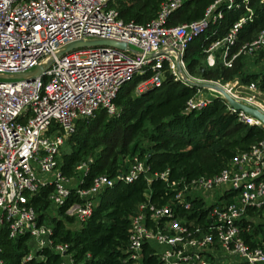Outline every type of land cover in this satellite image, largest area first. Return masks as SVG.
<instances>
[{"label":"built area","instance_id":"1","mask_svg":"<svg viewBox=\"0 0 264 264\" xmlns=\"http://www.w3.org/2000/svg\"><path fill=\"white\" fill-rule=\"evenodd\" d=\"M114 1L0 0V74L27 72L52 59L33 80H0V229L5 228L10 239L27 235L36 250L50 248L63 262L72 263L69 244L56 242L52 226L39 221L33 196L51 186V208L66 207L64 213L82 223L102 190L117 179L131 183L142 176L147 186L130 216L127 264H145V255L153 264H264V238L253 231L254 218L264 208V139L238 152L214 175L171 179L168 169L150 173L146 161L136 155L125 173L116 178L99 175L87 188L73 186L74 178L61 173L60 149L76 132L79 120L98 109L115 114L118 90L139 75L146 78L137 84L138 93L159 86L168 75L189 85L180 73L186 75L189 44L221 18V5L235 6V0H214L203 18L173 25L168 23L170 15L186 0H165L154 18L138 24L124 21L111 5ZM247 12L225 37L204 50L210 66L218 49L223 65L230 66L237 56L256 55L264 47L261 30L228 58L239 28L251 20L252 10ZM90 39L119 41L127 48L95 45L55 55L69 43ZM220 86L236 101L252 106V98ZM247 86L261 91L254 83ZM212 96L198 89L184 112L204 108ZM227 106L240 121L263 126ZM254 108L264 114L261 104ZM87 168L86 163L77 167L82 176ZM154 179L164 184L159 197L150 187ZM72 195L79 201L69 202ZM245 234L254 245L247 243ZM2 252L0 245V264H5ZM32 257L27 254L22 261Z\"/></svg>","mask_w":264,"mask_h":264},{"label":"trees","instance_id":"2","mask_svg":"<svg viewBox=\"0 0 264 264\" xmlns=\"http://www.w3.org/2000/svg\"><path fill=\"white\" fill-rule=\"evenodd\" d=\"M163 1L115 0L111 5L118 9L124 21L144 24L156 16ZM213 2L186 0L172 12L168 23L175 25L199 20ZM247 8L252 10L251 20L239 28L228 58L264 30V0H235L231 9L221 5L217 9L222 14L221 18L196 37L185 52L189 73L194 74L199 56H205L204 50L212 41L225 37L235 22L248 15ZM258 54L264 57V47ZM246 57L237 56L230 66L218 64L209 69L200 68L199 73L206 80L231 81L237 77L242 84L254 83L264 91V64L260 72H245ZM144 78L146 75L136 76L118 90L114 99L115 114L98 109L93 116L79 120L76 132L61 147L59 168L64 176L74 178L78 165L86 163L88 166L78 185L80 188L90 186L99 175L116 178L125 173L135 155L146 161L150 173L168 169L171 179L214 175L238 152L264 139L263 126L240 121L237 113L230 112L220 97L212 96L200 110L184 112L187 101L198 88L170 75L159 86L134 95L137 84ZM144 142L150 145L149 149L142 146ZM66 145H69V150L63 149ZM146 186L142 176L131 183L117 179L113 186L99 193L92 214L75 230L66 229L63 220L52 217L53 237L56 242L69 244L72 263L63 262L50 248L36 250L32 259L23 262L31 239L27 235L10 239L7 230L1 228L0 245L4 247L2 257L5 264H127L124 260L130 216L142 201ZM150 187L153 196L159 197L164 193V184L159 179H154ZM51 190V186L43 187L32 198L39 221L47 224L50 223L46 212L51 208L48 200ZM71 201L79 200L72 195ZM65 208H60L59 213L64 214ZM249 213L257 215L252 210ZM263 213L264 208L258 215L262 217ZM66 218L73 220L72 217ZM253 231L261 233L264 238V224L255 223ZM244 237L247 243L254 245L250 234ZM144 262L155 263L146 255Z\"/></svg>","mask_w":264,"mask_h":264},{"label":"rangeland","instance_id":"3","mask_svg":"<svg viewBox=\"0 0 264 264\" xmlns=\"http://www.w3.org/2000/svg\"><path fill=\"white\" fill-rule=\"evenodd\" d=\"M215 63L214 65L210 66L207 63V54L205 53L204 55L199 56V63L197 65V67L194 69V74L189 73L188 69H186V75L194 81L197 82H209V83H214V84H220L223 85L225 87H227L233 94L239 96V97H250L252 98L253 102L250 104L254 107H257V105L261 104V106L264 107V92L263 91H259L258 89L256 90H250L249 87L245 84H242L240 81V78H234L231 81H222L221 79L218 80H206L204 78H202L201 74L199 73V69H209V68H213L218 64H222L223 65V59H222V49H218L217 51H215ZM264 64V57L261 56V54H256V55H251L246 57L245 59V68L244 71L245 72H260L262 67ZM204 93L207 97L209 96H215L214 93H210L207 90H204ZM138 94V90L136 89L134 92V95ZM212 94V95H211ZM142 146L146 149L150 148V145L147 144V142H144L142 144ZM69 145L64 146V150H69ZM83 171L81 169H77L76 175L74 176V181H73V186H76L79 184V181L81 179ZM47 216H48V221L50 222L49 225L53 226L52 222L50 220H52L53 218L56 219H61L64 222V226L66 229H70V230H75L77 228L80 227V223L77 222L74 218H72V221L67 220L65 213L64 214H60L58 210H55L52 208H50L47 212H46ZM70 217V216H68ZM257 223H262L264 224V213L262 214V217H255L254 218ZM28 245H29V251L27 252V254H32L34 256V253L36 252V247L35 244L31 241L28 240ZM4 247H2L3 249ZM6 251L8 252V249L6 248Z\"/></svg>","mask_w":264,"mask_h":264},{"label":"water","instance_id":"4","mask_svg":"<svg viewBox=\"0 0 264 264\" xmlns=\"http://www.w3.org/2000/svg\"><path fill=\"white\" fill-rule=\"evenodd\" d=\"M95 45H108L117 47L120 49L127 48V45L123 42L114 41V40H106V39H90V40H79L72 43H69L59 49L56 52V56H60L64 54L67 51H70L74 48L78 47H85V46H95ZM52 62V59L49 58V60L45 64H40L33 69L23 72V73H16V74H0V80H33L36 77L42 75L44 71L47 69V67ZM181 76L184 81H186L189 85L195 86L198 89L207 90L209 92H212L215 94V96L222 98L229 106L233 107L236 110L244 111L246 114L254 117L255 119L259 120L263 127H264V114L258 110L257 108H254L252 106L245 105L243 103H240L236 101L230 94L219 84L209 83V82H197L194 80L189 79L181 70H180Z\"/></svg>","mask_w":264,"mask_h":264}]
</instances>
